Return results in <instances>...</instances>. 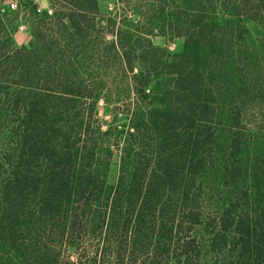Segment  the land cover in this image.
I'll return each instance as SVG.
<instances>
[{
  "label": "trees",
  "instance_id": "1",
  "mask_svg": "<svg viewBox=\"0 0 264 264\" xmlns=\"http://www.w3.org/2000/svg\"><path fill=\"white\" fill-rule=\"evenodd\" d=\"M3 1L0 264H264V0Z\"/></svg>",
  "mask_w": 264,
  "mask_h": 264
},
{
  "label": "rangeland",
  "instance_id": "2",
  "mask_svg": "<svg viewBox=\"0 0 264 264\" xmlns=\"http://www.w3.org/2000/svg\"><path fill=\"white\" fill-rule=\"evenodd\" d=\"M13 3L17 5L16 6L17 8L14 10L11 9L10 7V5ZM30 3H32V1L29 0H4L1 4V12L3 14L8 13V15L10 16L9 17L10 21L13 23L11 32L15 39L16 44L19 46L27 45L32 40L33 20L31 13V6H28ZM33 3L37 7L38 12L40 13L45 12L48 8L53 9V11L56 10V8H54L51 5L50 0H34ZM99 6L101 12L107 17H112L113 20L118 21V16H120L121 18L130 17L129 19L130 20L132 19L135 22H138L139 20L137 15L135 14V10H133L135 8L134 4H128L125 6L121 3V0H99ZM115 26L119 27L120 24H117V22L116 25L109 24L108 26L109 31H113ZM143 27L144 25H141V29ZM130 28L133 30L136 29L135 26H130ZM155 33L158 34V36H154L152 38L153 42L156 45L161 46L162 48L168 51L177 50L180 43H182V40H172L171 31L169 27H167L165 32L156 30ZM254 36L260 37V35H258L257 33H254ZM108 40L111 42L116 41V37L110 34ZM94 64H96L95 66L98 65L96 61L94 62ZM107 73L110 75V77L116 76L120 78H124L126 74L122 70H119V72L107 71ZM130 75L131 74H129V76ZM99 112H100V119L102 122L110 120V107H108L105 103L100 104ZM118 176H119V167L118 164H114L109 173L110 183L116 184L118 180Z\"/></svg>",
  "mask_w": 264,
  "mask_h": 264
},
{
  "label": "built area",
  "instance_id": "3",
  "mask_svg": "<svg viewBox=\"0 0 264 264\" xmlns=\"http://www.w3.org/2000/svg\"><path fill=\"white\" fill-rule=\"evenodd\" d=\"M16 6L17 5L14 3L10 5L11 9H13V10L17 8ZM45 12H47L50 16H52L54 14L53 9H51V8H48Z\"/></svg>",
  "mask_w": 264,
  "mask_h": 264
}]
</instances>
